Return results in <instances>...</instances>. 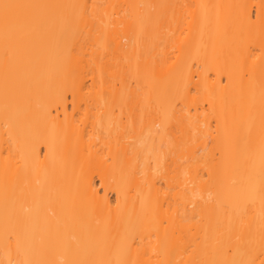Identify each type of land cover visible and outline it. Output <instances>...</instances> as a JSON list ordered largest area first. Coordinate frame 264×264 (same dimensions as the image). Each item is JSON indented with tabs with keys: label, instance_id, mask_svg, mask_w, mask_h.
<instances>
[{
	"label": "bare ground",
	"instance_id": "6f19581e",
	"mask_svg": "<svg viewBox=\"0 0 264 264\" xmlns=\"http://www.w3.org/2000/svg\"><path fill=\"white\" fill-rule=\"evenodd\" d=\"M0 264H264V0H0Z\"/></svg>",
	"mask_w": 264,
	"mask_h": 264
},
{
	"label": "snow or ice",
	"instance_id": "6c2138e0",
	"mask_svg": "<svg viewBox=\"0 0 264 264\" xmlns=\"http://www.w3.org/2000/svg\"><path fill=\"white\" fill-rule=\"evenodd\" d=\"M5 7H8V6H5Z\"/></svg>",
	"mask_w": 264,
	"mask_h": 264
}]
</instances>
